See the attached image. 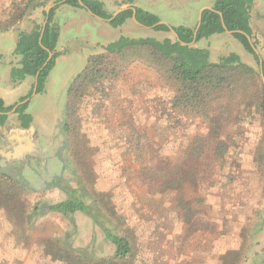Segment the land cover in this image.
<instances>
[{"label": "rangeland", "instance_id": "1", "mask_svg": "<svg viewBox=\"0 0 264 264\" xmlns=\"http://www.w3.org/2000/svg\"><path fill=\"white\" fill-rule=\"evenodd\" d=\"M57 1L36 0L8 30L42 25L44 12ZM129 1L133 4L124 5ZM14 2L19 0H0L2 27L16 19ZM201 2L211 6L215 0H106L104 4L111 14L139 5L170 26L195 27L206 7ZM58 6L62 20L74 17L76 7ZM76 9L77 19L61 38L68 51L52 71L46 89L34 95L28 106L39 153L13 168L0 164L6 172L9 168L24 172L33 168L32 162L39 167L37 173H23L22 179L0 172V264H62L45 256L40 242L57 243L64 238L75 247L89 245L99 255H111L102 229L88 215L77 212L73 224L70 218L47 212L50 204L67 197L50 187L60 175L78 179L72 183H80L88 200L95 199V188L116 204L125 224L106 218L105 204L96 206L104 210L107 225L133 238L138 264H255L264 249L261 114L245 109L241 95L212 94L194 112L174 106L177 85L166 73L169 63L158 61L148 48L130 50L125 57L109 55L107 67L115 66L118 72L106 73V79L112 78L106 94L93 89L94 112L90 122L81 125L73 155L71 147L64 149L63 117L68 89L89 56L105 53L101 44L121 36H172L134 26L138 24L132 18L128 26L114 27L83 8ZM251 24L252 40L264 60V0L254 1ZM203 43L212 51L213 61L238 52L261 75L254 55L231 34H217L199 42ZM244 76L235 74V79H241V84ZM29 83L32 88L35 78ZM247 83L256 87L257 81ZM241 110L248 114L246 123L241 122ZM8 116L6 134L19 125L16 112Z\"/></svg>", "mask_w": 264, "mask_h": 264}, {"label": "trees", "instance_id": "2", "mask_svg": "<svg viewBox=\"0 0 264 264\" xmlns=\"http://www.w3.org/2000/svg\"><path fill=\"white\" fill-rule=\"evenodd\" d=\"M35 1L19 0V3L14 2L13 5L17 6L18 12L15 16L16 19L5 21V26L2 27L0 25V30L5 31L10 29L15 24L14 21L21 19L26 10ZM59 1L61 0L57 2ZM82 1L93 13L103 19L107 20L113 15L108 12L104 2L101 0ZM254 1L215 0L212 9H205L202 13V22L196 35V43L213 35L226 33L220 13L223 15L225 25L229 30H243L253 39L251 9ZM63 4L85 9L79 4L78 0H67ZM127 4H133V1H129ZM58 7L56 6L51 10L50 19L44 31L42 25L36 24L31 31H21L18 34L15 54L20 56V60L19 65L13 66L11 70L13 82L16 83L24 80L26 77L35 78L38 70L49 57V51L53 53L51 62L38 78L37 93L45 90L48 76L56 64V59L60 56V52L57 51V45L61 26L54 20ZM133 7L136 9L137 20L145 27H152L156 31L171 32L169 24H158L162 21L159 15L139 6ZM44 14L46 15V11ZM132 16L133 10L127 9L110 23L114 27H119L124 25ZM197 25L198 23L195 27L173 25L172 28L175 29L181 41H178L173 34L163 39L121 36L104 46L105 53L90 55L85 69L75 77L68 89L63 118L64 124L62 127L66 137L64 149L68 150L71 147V152L74 155V149L80 143L78 136L82 135L81 125H83V122H90L91 114L94 112L90 104L92 99H96L93 89H96L98 93L106 94V89L108 88L106 84L112 79H106V73L110 70L111 72H118L115 66L111 69L107 67L109 55L125 57L128 51L141 48H148L155 58L157 57L158 61L169 63L166 73L169 74L177 85L176 94L173 98L175 101L173 103L174 106H180L186 111L194 112L193 110H200L205 99L212 94H217L221 98L228 94L236 97L237 95H241V104L245 106V109L248 108L251 111L254 109L253 112L261 114L264 120V84L261 80V75L254 67L243 61L241 55L237 52H231L219 62H212L208 48H200L195 46V44H191L195 39L194 33ZM232 36L248 52L254 55L260 66L262 58L260 54L255 53L248 38L241 33H235ZM40 42H42L44 47ZM254 44L257 47L256 41H254ZM262 69L264 73V60ZM235 74L245 75L243 78L245 80H242L240 84L241 79H235ZM252 80L257 81L256 87L247 83V81ZM33 87L34 84L29 93L22 97L20 101L32 95ZM247 93H250V95ZM29 103L30 101L19 106L16 111L23 128H28L33 120L32 115L27 112ZM15 105L16 103L6 105L5 101L0 98V125H4L7 122L9 116L5 113L11 111ZM239 114L242 118L241 122L246 123L248 114L244 110H241ZM83 116H86L84 121H82ZM66 170H69V168L67 167ZM77 181L79 180L76 178H67L63 175L54 178L50 187L59 188L67 197L57 203L50 204L47 212L58 213L66 218H70L73 224V216L77 212L88 215L102 229L106 241L112 247V253L111 255L102 256L96 252V248L93 246L75 247L67 238H64L62 242H57L58 246L56 242L44 243L41 241L43 254L50 257L52 261H58L62 264H138L133 238L130 235L128 236L119 232L116 227L107 225L102 218L104 210L100 206H96L98 202L105 204L106 218H112L115 222L125 224V218L116 204L108 198L104 191H97L95 188L92 189L95 199L88 200V192L84 191L80 183H78L79 185L73 184ZM37 208L35 206V212L38 210ZM38 216L41 215L38 214ZM33 222L35 223V221ZM255 264H264V249L260 254H257Z\"/></svg>", "mask_w": 264, "mask_h": 264}, {"label": "crops", "instance_id": "3", "mask_svg": "<svg viewBox=\"0 0 264 264\" xmlns=\"http://www.w3.org/2000/svg\"><path fill=\"white\" fill-rule=\"evenodd\" d=\"M101 1H103L104 3L106 2V0H101ZM124 5H129V4H124ZM201 5H205V4L203 2H201ZM137 6H139V5H137ZM205 6L206 7H204V8L212 7L213 5H211V6L205 5ZM139 7H141V6H139ZM72 8L74 9V7H72ZM74 10L75 11H73V12H76V13L75 14L73 13L74 14L73 18L67 17V18H64V20H62L61 19L62 16L60 15L59 11H57V13L55 15L57 17L56 19H54L55 22H57L61 26L60 37H59V41H58V45H57V51H59L61 54L56 59V64H55L54 68L58 64L59 59L61 57H64L68 51V49L61 44V38H62L63 32H65V30H67V28L70 27L72 22L77 19L76 15L78 14L77 10H79V9L75 8ZM85 12H87V14L89 16L98 18L96 16L91 15L88 11H85ZM125 24L128 26V20ZM179 25H186V24H179ZM134 26H141V25L134 24ZM186 26L191 27L190 24H187ZM32 29H33V26H31L27 30H21V31L29 32ZM134 29H135V27H134ZM21 31L16 30V29L15 30L11 29V30H8L5 32H0V98H2L5 101L6 105H11V104L19 102L20 99L22 97L26 96L29 93V91L31 90L30 83H29L31 77H26L24 80L18 81L16 83L13 82L12 77H11V70H12L13 66L19 65V59L17 58L18 55L15 54V49H16L17 41H18V34ZM213 36H211V37H213ZM207 39H202L201 41L207 40ZM199 42H197V43L195 42L194 43L195 46L200 47V48H208L210 50V48L207 45H205L203 43L202 44L203 46H201L199 44ZM105 45H106L105 43L101 44V46H105ZM18 57H20V56H18ZM14 59H15V62H13ZM210 60L212 62H215V61H213L211 50H210ZM54 68L52 69V71L54 70ZM52 71L50 72V74L48 76L49 79H50V75H51ZM47 85H48V79L46 82V87H47ZM64 114H65V112H64ZM6 123L4 126H0V164H6V165H11L13 167H16V166H19L20 164L23 163V160L19 159L17 157V155L22 154L24 156L25 155L30 156V155H34V153L36 151H37V153H39L37 132H36V129L34 128V120H33L31 128L26 129V130L18 128L17 130L12 131V133H10V134H6ZM5 137L14 138L15 140H13V141L18 142V143L24 142V144H19L18 147H16L15 149H12V146L10 144L7 146L2 144V142H4ZM26 140H29V143L26 142ZM24 161H25V159H24ZM32 164H33V168H29V169L27 168L24 170V172L22 171V173H29V174L30 173H37L39 170V167H37L36 162H32ZM17 172H19V171H17Z\"/></svg>", "mask_w": 264, "mask_h": 264}, {"label": "water", "instance_id": "4", "mask_svg": "<svg viewBox=\"0 0 264 264\" xmlns=\"http://www.w3.org/2000/svg\"><path fill=\"white\" fill-rule=\"evenodd\" d=\"M66 1H67V0H61V1H59V2H55V3L51 4V5L47 8V10H46L45 20H44V22H43V24H42V26H43V31L45 30L46 25H47V23L49 22V19H50V12H51V10H52L53 8H55L56 6H58L59 4H63V3H65ZM78 2H79V4H80L82 7H84V8H85V9H86L91 15L96 16V17H98V18H100V19H103V18L99 17L98 15H96L95 13H93V12H92V11H91V10L85 5V4H84V2H83L82 0H78ZM127 9H132V10H133V16H132L133 20H134L137 24L142 25V24L137 20V17H136V9H135V7H132V6H129V7H122V8H120L119 10H117V11L112 15L111 18L107 19V21L111 22V21H112L114 18H116L120 13H122L123 11H125V10H127ZM205 9H212V7H207V8H204V9L201 10V12H200V16H199L198 25H197L196 30H195V33H194V34H195V39H194V41L191 43L192 45L196 42V35H197V32H198L199 27H200L201 22H202V13H203V11H204ZM220 15H221V18H222V24H223V27H224V29H225V32L228 33V34H231V35H233V34H235V33H241V34H244V35L248 38L249 43H250L251 47L253 48V50L255 51V53H256V54H259V51H258L257 47L255 46L254 41L252 40V37H251L249 34H247L245 31H243V30H229V29L227 28V26L225 25V22H224V19H223V15H222L221 13H220ZM158 24H167V23L161 21V22H159ZM142 26H143V25H142ZM169 26H170V25H169ZM170 30H171V33L175 36V38H176L178 41H181L180 38H179V36H178V34H177V32L175 31L174 28H172V26H170ZM43 31H42V32H43ZM41 38H42V37H41ZM40 40H41V39H40ZM40 44L43 46L42 42H40ZM43 47H44V46H43ZM52 58H53V53L49 51V57L47 58L46 62L43 64V66L38 70V72H37V74H36V76H35V84H34V87H33L32 95H31L30 97H27L26 99H24V100H22V101L17 102L16 105L13 107V109H12L11 111L5 113V114L9 115L10 113H14V112H16L19 106L28 103V102L30 101V99H31L34 95L37 94V92H38V78H39L40 74L42 73V71H43V70L48 66V64L51 62ZM262 64H263V60L261 59V60H260L261 77H262V81H263V84H264V73H263V69H262ZM0 113H1V112H0ZM3 114H4V113H3Z\"/></svg>", "mask_w": 264, "mask_h": 264}, {"label": "flooded vegetation", "instance_id": "5", "mask_svg": "<svg viewBox=\"0 0 264 264\" xmlns=\"http://www.w3.org/2000/svg\"><path fill=\"white\" fill-rule=\"evenodd\" d=\"M133 7V6H132ZM133 19V18H132ZM106 20V19H105ZM142 26V25H141ZM143 27H145L144 25H143ZM33 117V116H32ZM34 120V119H33ZM33 120H32V122L30 123V126L28 127V128H23L22 127V125H21V122L19 121V119H18V121H19V125L18 126H16L15 127V130H17L18 128H20V129H29V128H31V126H32V123H33ZM5 125V124H4ZM4 125H0V126H4ZM14 130V131H15ZM13 140H15L14 138H9V137H5V139H4V142H2V144H4L5 146H7V145H11L12 146V149H15L16 147H18L19 146V144H24V142H15V141H13ZM15 144H14V143ZM26 142H28L29 143V140H26ZM37 154V151L34 153V155H36ZM33 155V156H34ZM27 156H29V155H22V154H20V155H17V157L19 158V159H21V160H23V163L22 164H24V159H25V161H26V157ZM7 167H12L11 165H6ZM32 167H33V164H32ZM13 168V167H12ZM9 172H6L5 171V169L4 168H2V167H0V172H3V173H7L8 175H10V176H13L14 178H16V179H22V171H19V172H17V171H14L13 169L11 170V168H9V170H8Z\"/></svg>", "mask_w": 264, "mask_h": 264}]
</instances>
